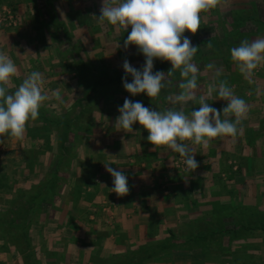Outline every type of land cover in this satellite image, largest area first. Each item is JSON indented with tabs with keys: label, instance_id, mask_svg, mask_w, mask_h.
<instances>
[{
	"label": "crops",
	"instance_id": "crops-1",
	"mask_svg": "<svg viewBox=\"0 0 264 264\" xmlns=\"http://www.w3.org/2000/svg\"><path fill=\"white\" fill-rule=\"evenodd\" d=\"M1 4L12 6L20 21L15 30L0 26V51L18 68L8 85L9 93L27 74L39 71L45 85L57 83L66 101L58 114H75L78 120L72 128L81 134L72 140V157L64 154L63 147L68 145L60 141L61 162L66 167L72 163V168L63 175L55 208H43L41 225L33 228L46 264H125L129 259L130 264H236V259L253 252L251 247L261 241L240 232L242 218L235 214L243 207L264 211V65L259 67L261 75L254 74V83L249 84L232 60L194 62L198 67L213 63L220 68L218 79L228 82L249 111L235 137H217L206 146L188 142L199 166L185 173L175 166L179 154L167 147L154 148L138 122L131 133L114 128L125 98L157 111L182 107L187 114L197 110L198 102H169L168 97L179 92L180 81L169 77L172 85L152 99L127 91L76 92L77 88L64 85L69 79L78 80L77 67L82 64L95 70L122 66L124 59L117 62L115 56L129 57L128 50H134L130 57L138 60L131 66L145 63L135 45L127 50L123 47L130 26L125 31L98 23L103 0H0ZM200 15L202 31L184 33L195 47L212 38L226 50L232 42L227 36L234 31L242 37L238 46L243 40L264 37V0H220L216 8ZM84 49L90 58L84 56ZM211 77L212 72L198 75L201 90ZM92 79L96 82L98 76ZM84 97L93 102L89 108L84 102L72 103ZM208 103L221 110V115L227 104L223 100ZM60 127L64 129L63 124ZM105 164L128 177L127 195L111 192L113 177ZM260 246L264 249V244ZM4 257L0 253V261Z\"/></svg>",
	"mask_w": 264,
	"mask_h": 264
},
{
	"label": "clouds",
	"instance_id": "clouds-1",
	"mask_svg": "<svg viewBox=\"0 0 264 264\" xmlns=\"http://www.w3.org/2000/svg\"><path fill=\"white\" fill-rule=\"evenodd\" d=\"M219 3L220 0H103L100 15L96 18L98 23L107 22L125 31L130 26L131 31L123 47L127 50L129 45H135L145 57L140 70L127 60L123 62L125 76L122 83L131 95L145 93L151 99L156 98L162 89L172 85L169 77L179 71V92L168 100L172 105L198 102L197 110L187 114L182 107L157 111L145 107L140 101L125 98L123 106L118 107L120 115L114 128L131 133L132 126L138 122L147 130V141L154 148L167 147L178 153L190 170L197 169L199 164L188 142L206 146L217 137H235L237 126L249 111L246 101L234 94L228 82L218 79L222 73L213 63L205 66L212 72L210 82L203 90L197 83L200 69L193 60L198 47L193 46L184 33L196 34L200 29V14L216 8ZM230 58L245 80L249 84L254 83V70L264 65V37L241 41L238 47L230 50ZM155 59L170 62L171 70L153 73ZM17 74V65L0 51V137L7 135L20 140L24 137L27 123L38 118L45 101L55 98L63 103V100L58 90L52 91L51 96L45 91V80L39 71L27 74L16 90L9 93L8 85ZM129 75L131 82L127 80ZM209 100L227 102L222 115L221 110L210 106ZM105 169L113 177L111 192L117 196L127 195L128 177L109 164H105Z\"/></svg>",
	"mask_w": 264,
	"mask_h": 264
},
{
	"label": "rangeland",
	"instance_id": "rangeland-1",
	"mask_svg": "<svg viewBox=\"0 0 264 264\" xmlns=\"http://www.w3.org/2000/svg\"><path fill=\"white\" fill-rule=\"evenodd\" d=\"M4 7L12 10L13 13L17 16V12L12 6L3 4L2 6H0V9H3ZM17 21H18V25L10 29L15 30L19 27L20 21L18 17H17ZM133 51L134 50H128L130 56L133 55ZM83 52H84L85 57L90 58L89 53L86 49H84ZM114 55H116V52H114ZM130 56L129 57L123 56L121 53V54H117V57L115 56V59L118 60L117 62H120L122 59H124L123 61L127 60L129 63H135L138 61L136 60L137 56L136 58L130 57ZM199 62H202V60H199ZM99 69L102 70L104 68L99 67ZM217 69H220V68H217ZM104 70L107 71L108 74L110 73L119 74V72L124 71L123 66H119L118 68H107ZM261 72L262 71L260 70L259 67L256 70H254L255 76L256 74L260 76ZM64 85L67 89H70V88L72 89L75 87V90H76L77 88L76 92L78 91L80 92L81 90L85 91L84 87H81V86L79 87L76 79L72 80V82L69 79L64 83ZM57 88H58L57 83H50L44 86L45 91L47 89L46 92H48L49 95H50V92L57 90ZM165 89H167V87H165L163 90ZM102 90L106 91V88H103ZM87 97H84L81 100L80 99L79 100L76 99L75 101L72 100V103L75 104L76 102V105H77L79 101L82 103L84 102L82 105H84L85 108H89L93 104V102L91 101L90 98H87ZM62 100H63V103H61L60 101H57L55 98H50L48 101H45L42 104V106L40 107V109L42 110L41 111L39 110V113L47 112L46 109L47 110L51 109L53 113L50 111L52 114H48L47 112L46 114L47 116L49 117L51 116L52 118L53 116H55V118L61 117L62 115L60 116L58 114V111L59 109L63 110L64 108L62 109L60 106L65 107V103H66L64 99ZM47 106L49 108L45 109V107ZM81 106L79 105L80 108ZM65 110L67 109L65 108ZM82 116H83L82 118L86 117L85 114ZM70 117L75 120L73 124L75 125L76 121L78 120L75 114L70 113ZM59 127L60 125H55L54 123L52 124L45 123L42 120H34V121L30 120L26 125V132L24 134L23 139L16 140L14 138L8 137L7 135H5L4 137H0V213L7 211L11 203L16 202L15 204H17L20 201L27 200L28 199L27 194H30L33 188L38 186V184H40L41 182H45L48 179H50L52 177V174L57 171L58 167H61V171H60L61 177L58 179V182L60 183V185L58 186L56 185V188H55L57 197L59 196L58 194L60 190L62 189L63 183H64L63 175L66 174L68 171H70L69 170L70 167L72 168V163L69 167H66V165H64L65 162L59 161L60 156H61L60 141L62 138L61 135L63 134V130H60L62 127L58 129ZM78 135H81L80 131H76L74 129L73 131L69 133V136H68L69 141L67 143L68 145L67 147L69 148L68 155L70 157H72V151L75 152V145L72 144V140H76L79 137ZM39 138L42 140L44 139L43 140L44 144L42 140H37ZM30 144L32 145L30 146V148H28ZM179 159H182V158L179 157L177 159L178 160L177 164L175 162L176 169L180 170L181 172H185V173L191 171L187 167H181L180 166L181 160ZM56 198L53 201L51 200L49 204H45L43 208L44 209H47L49 207L55 208L54 205H55V201H57ZM44 212L45 211L43 210L42 214L38 216L36 219H34L33 225L35 226V228L41 225L40 224L41 217L44 214ZM246 215L249 216V214H246ZM241 229L242 228H240V232H241ZM242 233L245 234L243 231ZM250 233L251 234L253 233L252 234L253 237H258L261 242H259V245L256 246L255 248L254 246L251 247L252 248L251 250L254 253L250 252V254L248 255L245 254L242 258L236 259V264H264V249L260 246L264 244V234H260L261 232L259 231L250 232ZM10 239H11V236L6 237L0 232V253L5 255L3 260L0 261V264H23L22 256H20V254L17 253L16 251L17 249L15 245L10 243ZM5 244H7V247L4 246ZM238 246L239 245H237V247ZM35 247L37 250L38 249L41 250V244L35 243ZM12 253L15 254V257H11ZM40 254L38 255L40 256ZM51 255H54V253L52 252ZM58 255L59 254H56V258L58 257Z\"/></svg>",
	"mask_w": 264,
	"mask_h": 264
},
{
	"label": "trees",
	"instance_id": "trees-1",
	"mask_svg": "<svg viewBox=\"0 0 264 264\" xmlns=\"http://www.w3.org/2000/svg\"><path fill=\"white\" fill-rule=\"evenodd\" d=\"M232 27L234 28V24H232ZM234 32L233 34L227 36V40L230 39L232 40V42L228 43L226 50L221 48L222 46H220L219 41L217 39L205 38L204 40H201L200 44L198 45V51L194 57L193 62H198L199 60L210 61L212 59L231 61L230 50L234 47H237V40L242 38L240 35L237 34V32L235 34ZM160 61L161 60L158 61L157 65H154L153 73L157 71H163L165 73L169 72L171 70V64L166 63L162 65V62L160 64ZM142 67L143 65L137 67L136 69L140 70L142 69ZM199 69V75L210 72L206 69V67L199 66ZM77 74L79 76L77 80L79 86L84 87L85 91L89 92V94L93 93V91L96 90H99L100 92H105L102 90L103 88H106V91L115 90L116 92L122 93L126 91L122 83V78L125 76L124 71L119 72V74H108L105 70H95L94 68H88L86 67V65L82 64V66L77 67ZM94 76H98V80L96 82H94V80L92 79L94 78ZM170 78L175 81H180L181 78L179 75V71H175ZM127 80L128 82H131L132 77L130 75L127 76ZM136 96H139V94ZM39 110L41 111L42 109ZM46 114L47 112L39 113V116L36 120H42L45 123L50 124L54 123L55 125L63 124L64 129L63 134L61 135V143L64 145L67 144L69 141L68 136L69 133L73 131L72 127L75 120L70 117V114H68L67 116H61L56 118L55 116H53V118L50 116V118ZM37 140L42 139L39 138ZM63 148L66 149L64 154L68 153V147L65 145ZM59 161H61V159ZM60 171L61 167H58L57 171L52 174V177L50 179L45 182H41L40 184H38V186L33 188V190H31V193L27 194V200L20 201L17 204H15L16 202L11 203L7 211L0 213V226L2 225L0 227V232L6 237L11 236L10 243L15 245L17 253L22 256L23 264H46L45 259L40 254L41 250H37L35 247V243L39 244V238L35 239L33 237V234L35 232V230L33 229V221L42 214L43 206L45 204H49L51 200L53 201L57 197L55 188L56 185H60V183L58 182V179L61 177ZM246 214H249V216H247ZM235 215H241V230L244 233L259 231L261 232L260 234H264V211L258 209L252 210L251 208L243 207V209L240 211V214L237 212ZM4 246L7 247V244H5ZM38 254H40L41 257ZM130 262L131 261L129 259V263L125 264H130Z\"/></svg>",
	"mask_w": 264,
	"mask_h": 264
},
{
	"label": "built area",
	"instance_id": "built-area-1",
	"mask_svg": "<svg viewBox=\"0 0 264 264\" xmlns=\"http://www.w3.org/2000/svg\"><path fill=\"white\" fill-rule=\"evenodd\" d=\"M18 25L17 16L13 13L12 10L4 7L0 9V26H4L7 28L16 27ZM181 160V167H187L182 159ZM178 160L176 161V164ZM179 166V165H178Z\"/></svg>",
	"mask_w": 264,
	"mask_h": 264
}]
</instances>
